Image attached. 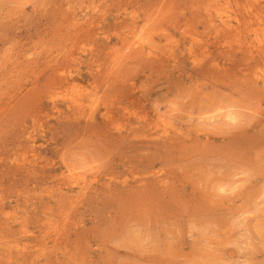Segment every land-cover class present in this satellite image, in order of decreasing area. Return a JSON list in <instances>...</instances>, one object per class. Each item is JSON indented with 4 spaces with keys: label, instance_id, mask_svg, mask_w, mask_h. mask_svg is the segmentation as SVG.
Wrapping results in <instances>:
<instances>
[{
    "label": "rangeland",
    "instance_id": "374dc122",
    "mask_svg": "<svg viewBox=\"0 0 264 264\" xmlns=\"http://www.w3.org/2000/svg\"><path fill=\"white\" fill-rule=\"evenodd\" d=\"M0 264H264V0H0Z\"/></svg>",
    "mask_w": 264,
    "mask_h": 264
},
{
    "label": "bare ground",
    "instance_id": "6f19581e",
    "mask_svg": "<svg viewBox=\"0 0 264 264\" xmlns=\"http://www.w3.org/2000/svg\"><path fill=\"white\" fill-rule=\"evenodd\" d=\"M224 21V20H223ZM226 21V20H225ZM255 37H257V36H255ZM258 39V38H257ZM71 89V88H70ZM73 90V89H72ZM71 90V91H72ZM75 90H77L76 88H75ZM75 92V91H74ZM80 92V91H79ZM80 94V93H79ZM79 99V98H78ZM79 101V100H78ZM77 103V102H76ZM79 103V102H78ZM76 105V104H75ZM80 189V188H79ZM80 192H81V190H80ZM83 193V192H82ZM81 194V193H80ZM84 194V193H83Z\"/></svg>",
    "mask_w": 264,
    "mask_h": 264
}]
</instances>
